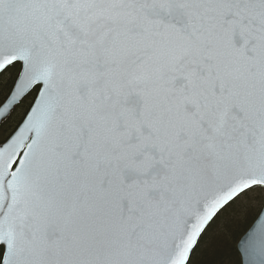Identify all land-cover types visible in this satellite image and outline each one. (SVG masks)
<instances>
[{"label":"snow or ice","instance_id":"6c2138e0","mask_svg":"<svg viewBox=\"0 0 264 264\" xmlns=\"http://www.w3.org/2000/svg\"><path fill=\"white\" fill-rule=\"evenodd\" d=\"M264 264V0H0V264Z\"/></svg>","mask_w":264,"mask_h":264},{"label":"trees","instance_id":"16d2710c","mask_svg":"<svg viewBox=\"0 0 264 264\" xmlns=\"http://www.w3.org/2000/svg\"><path fill=\"white\" fill-rule=\"evenodd\" d=\"M258 206V202L257 205H252V211L248 214L242 209L229 220L228 228L224 230L225 238L219 246L214 264H241L236 242L253 222Z\"/></svg>","mask_w":264,"mask_h":264},{"label":"water","instance_id":"95a60500","mask_svg":"<svg viewBox=\"0 0 264 264\" xmlns=\"http://www.w3.org/2000/svg\"><path fill=\"white\" fill-rule=\"evenodd\" d=\"M252 227H254V220H253V222L250 224V226L246 229V231L240 236V238L238 239V241L236 242V250H237V252H238V254H239V257H240V263H241V264H243V262H244V257H243V255H242V252L240 251L238 245L240 244L242 238L245 237V235L249 232V230H250Z\"/></svg>","mask_w":264,"mask_h":264},{"label":"rangeland","instance_id":"374dc122","mask_svg":"<svg viewBox=\"0 0 264 264\" xmlns=\"http://www.w3.org/2000/svg\"><path fill=\"white\" fill-rule=\"evenodd\" d=\"M252 205H257V202H256V201H253V202H252Z\"/></svg>","mask_w":264,"mask_h":264}]
</instances>
